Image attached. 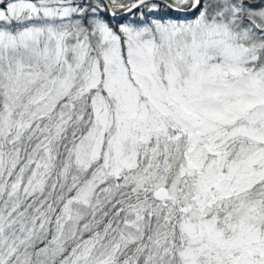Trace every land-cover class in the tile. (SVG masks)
Returning <instances> with one entry per match:
<instances>
[{
	"label": "snow or ice",
	"instance_id": "snow-or-ice-1",
	"mask_svg": "<svg viewBox=\"0 0 264 264\" xmlns=\"http://www.w3.org/2000/svg\"><path fill=\"white\" fill-rule=\"evenodd\" d=\"M0 264H264V0H0Z\"/></svg>",
	"mask_w": 264,
	"mask_h": 264
}]
</instances>
